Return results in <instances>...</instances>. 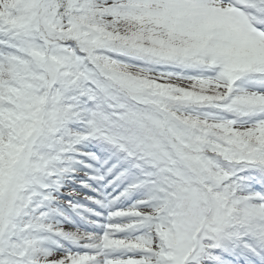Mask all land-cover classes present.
<instances>
[{
	"label": "snow or ice",
	"instance_id": "obj_1",
	"mask_svg": "<svg viewBox=\"0 0 264 264\" xmlns=\"http://www.w3.org/2000/svg\"><path fill=\"white\" fill-rule=\"evenodd\" d=\"M0 264H264V0H0Z\"/></svg>",
	"mask_w": 264,
	"mask_h": 264
}]
</instances>
